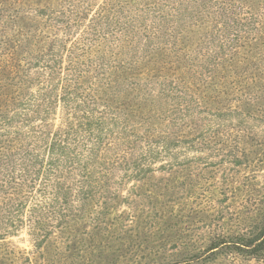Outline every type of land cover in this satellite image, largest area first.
Segmentation results:
<instances>
[{
	"label": "trees",
	"instance_id": "trees-1",
	"mask_svg": "<svg viewBox=\"0 0 264 264\" xmlns=\"http://www.w3.org/2000/svg\"><path fill=\"white\" fill-rule=\"evenodd\" d=\"M254 153L264 0H0V254L11 262L134 264L158 233L133 228L122 206L141 199L125 180L178 172L181 158L246 166ZM20 233L31 248L13 243ZM203 251L192 258L264 262V204Z\"/></svg>",
	"mask_w": 264,
	"mask_h": 264
},
{
	"label": "rangeland",
	"instance_id": "rangeland-1",
	"mask_svg": "<svg viewBox=\"0 0 264 264\" xmlns=\"http://www.w3.org/2000/svg\"><path fill=\"white\" fill-rule=\"evenodd\" d=\"M245 146L253 152L257 150L250 144ZM212 161L171 160L178 172H156L158 178L150 181L125 180L124 194L135 198L140 196L141 199V205L134 212L126 205L122 206L128 213L136 215L131 217L134 219L133 228L158 233L155 240L141 242L131 251L136 260L134 264H264L238 254L209 260L192 258L195 254H202L199 258H204L207 253L203 250L214 236L245 228L257 208L264 204L263 154L251 155V162L246 166H235L226 159ZM211 169L214 170L212 174ZM154 184L159 186L153 187ZM226 184L230 186L228 190ZM231 186L237 189L232 190ZM149 191L155 192L153 202L143 199ZM147 214L154 220L162 214L170 219L154 224L144 220ZM22 237L25 234L20 233L11 240L21 248H31L27 238ZM2 255L0 264H26L22 258H14L11 262Z\"/></svg>",
	"mask_w": 264,
	"mask_h": 264
}]
</instances>
